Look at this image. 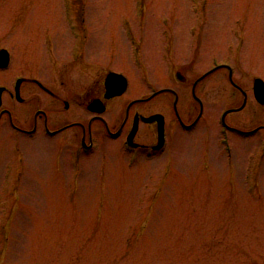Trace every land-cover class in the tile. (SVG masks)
<instances>
[{
	"label": "rangeland",
	"instance_id": "374dc122",
	"mask_svg": "<svg viewBox=\"0 0 264 264\" xmlns=\"http://www.w3.org/2000/svg\"><path fill=\"white\" fill-rule=\"evenodd\" d=\"M84 31L82 44L73 36ZM173 36L171 54L187 37L199 48L188 79L212 74L202 84L207 111L192 131L172 122L160 156L138 161L106 135L80 157L77 126L62 142L21 135L17 145L18 135L0 131V264H264V129L221 141L223 112L242 106L245 91L228 123L264 125L254 94L255 78L264 79V0H0V44L12 45L16 61L43 72L81 46L130 78L122 101L173 83ZM217 63L231 66L240 88ZM178 90L193 119L192 85ZM165 98L143 109L171 115ZM60 117L88 118L75 108ZM150 130L143 125L139 140L151 143Z\"/></svg>",
	"mask_w": 264,
	"mask_h": 264
},
{
	"label": "flooded vegetation",
	"instance_id": "af4514ba",
	"mask_svg": "<svg viewBox=\"0 0 264 264\" xmlns=\"http://www.w3.org/2000/svg\"><path fill=\"white\" fill-rule=\"evenodd\" d=\"M81 21L87 22L85 17ZM73 37L76 40L80 39L83 44L89 40L90 31H84V35L75 34ZM166 40L169 45L166 60L174 69L173 75L170 74L173 77L168 80L173 83L161 88L156 87L152 93H143L124 101L120 98L128 94L131 86L130 78L124 71L114 69L111 61L103 64L86 53L81 46L76 45L78 47L73 49L72 56L48 61L44 71L41 72L32 68L28 60L16 61L12 45L3 40L0 44V131L18 135L17 144L22 141L21 135L34 139L39 134L59 139L62 142L61 134L70 127L77 126L81 134L80 148L77 149L80 157L83 152L91 153L95 140L100 136L105 138L106 135L112 139L121 140L122 151L133 153L132 155H135L137 160L142 155L160 156L168 150L170 140L172 142L170 128L172 122H177L183 129L192 131L205 110L207 111L208 104L204 97L202 84L212 74L211 69H207L194 79H188L185 69H198L201 65L196 40L187 37L184 40L187 45L179 55L170 52L175 37ZM113 71L127 77L128 87L122 94L113 93L121 89L126 79L120 75L109 78ZM181 82L192 85L191 101L195 104L193 110L197 109L196 113L194 111L193 119L186 117L179 102L181 95L178 88ZM158 95L166 96L165 100L168 101V105L174 108L173 114H168L169 110L164 113L143 109L144 105L153 101ZM73 108L79 109L82 115H87V120L79 121L80 119L70 120L60 117H66L67 112ZM98 109L104 110L100 112ZM109 110L116 115L114 119L107 115ZM157 113L164 115L162 118L164 140L160 148H155L160 141L159 122H148L143 118V116ZM113 120L116 121L115 125L112 124ZM136 121H138V126L134 136L135 144L132 145L128 141ZM143 125L152 131V139L149 140L151 143L140 141L139 136ZM257 127L259 128L254 130ZM97 129L98 134H96ZM260 129H264V125L260 124L246 129L229 123L228 131L245 136L249 133L254 134Z\"/></svg>",
	"mask_w": 264,
	"mask_h": 264
},
{
	"label": "water",
	"instance_id": "95a60500",
	"mask_svg": "<svg viewBox=\"0 0 264 264\" xmlns=\"http://www.w3.org/2000/svg\"><path fill=\"white\" fill-rule=\"evenodd\" d=\"M231 69V68H230ZM232 69H231V78L233 79V74H232ZM113 74H116V73H113ZM127 85L126 83H124V85L122 86V88L120 90H118L116 93L117 94H120V93H123L124 90L126 89ZM254 89H255V95L257 97V99L259 100V102H261L262 104H264V80L260 77H257L255 79V85H254ZM114 93V94H116ZM245 100H244V103L242 104V106H240L239 109H242L244 108V106L247 104V101H248V94L247 92L245 91ZM100 111H102L103 109H98ZM235 109H228L225 113H224V122H226V115L233 111ZM164 116L162 114H155V115H152V116H149V117H144V120L146 121H155V120H158L159 121V128H160V132H161V138L163 140V133H164V123H163V118ZM138 121H136V125L134 127V129L132 130L131 134H130V137H129V141L130 143L132 142L135 134H136V131H137V123ZM161 142V141H160ZM162 143V142H161ZM161 146V144H159L157 147L159 148Z\"/></svg>",
	"mask_w": 264,
	"mask_h": 264
},
{
	"label": "bare ground",
	"instance_id": "6f19581e",
	"mask_svg": "<svg viewBox=\"0 0 264 264\" xmlns=\"http://www.w3.org/2000/svg\"><path fill=\"white\" fill-rule=\"evenodd\" d=\"M224 65H226L227 67H228V65L227 64H224ZM223 65V66H224ZM221 67V66H220ZM233 71V70H232ZM260 78H262V77H260ZM263 79V78H262ZM264 80V79H263ZM254 85H255V81H254ZM256 99H257V97H256ZM244 103V102H243ZM239 108H240V106H239ZM138 123V122H137ZM138 125V124H137ZM223 127H226L227 128V130H228V128H229V125H228V123L227 122H224V120H223ZM259 127H257V128H254V130H257ZM253 129H252V131H254ZM256 133V132H255ZM249 135H256V134H251V133H249L247 136H249ZM262 136H264V134L262 133ZM16 141V145H17V141H18V139L17 140H15ZM132 143H134V139L132 140ZM231 153H233L232 151H231ZM134 157H135V155H133ZM139 161V160H138ZM136 162V163H139V162Z\"/></svg>",
	"mask_w": 264,
	"mask_h": 264
}]
</instances>
